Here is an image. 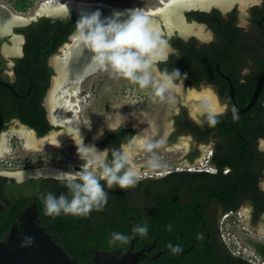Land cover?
Returning a JSON list of instances; mask_svg holds the SVG:
<instances>
[{
	"label": "trees",
	"instance_id": "1",
	"mask_svg": "<svg viewBox=\"0 0 264 264\" xmlns=\"http://www.w3.org/2000/svg\"><path fill=\"white\" fill-rule=\"evenodd\" d=\"M32 2L33 0H16L13 5L16 9L25 10ZM81 16L83 15L71 14L55 20L42 16L37 21L16 29L18 33H23L25 41L23 56L16 59L14 71L18 89L28 95L24 99L16 100L12 93L0 85V108L6 112L13 106L12 110L6 112V116L18 117L27 127L34 129L38 136H43L52 129L45 119V109L41 103L48 87V78L52 74L47 58L75 32L76 22ZM188 17L207 21L217 36L223 39L225 36L229 37V27L232 25L225 24L217 10L209 15L200 13L198 17L192 12ZM230 34L233 37L237 35L233 29ZM170 41L178 47L182 58L171 56L166 64L162 63V68L167 66L168 71L180 67L176 65V61L179 59L180 64L186 60L187 54L196 50L193 39L183 42L172 37ZM188 43L193 46L184 45ZM4 66L1 60L0 68ZM29 83L32 87L28 92ZM254 86L252 84L250 87V94ZM226 92L227 88L223 94L225 97ZM259 97L264 100V85ZM231 118V114L223 115L215 127L210 128L207 124L201 127L195 125L187 117L185 108H182L179 115L173 118V131L167 139L168 144L190 131L198 141L208 142L213 139L215 144L208 163L215 171L182 169L168 173L166 177L163 176L165 178L143 177L136 187L108 190L109 199L104 209L93 211L86 217L46 215L40 194L53 192L59 195L66 191L53 178L13 184L12 179L0 175V237L8 233L11 224L16 221L24 207L35 203L37 217L47 229L51 228L48 232L52 239L67 254L78 258L79 262L86 260V253L94 248L110 251L129 245L131 227L146 221L149 224V234L147 237L133 235V251H139L145 246L149 248V244L155 242L145 253L163 252L158 257L144 260L140 264H252L228 250L220 238L217 221L212 223L207 217L209 214L212 216L218 213V220L222 214L240 211L245 207L250 215V225L254 226L264 214V190L259 187L264 172V152L254 148L255 140L258 137L264 138V106L261 103L256 104L254 108L235 119L233 124L229 123ZM133 133L134 130L126 126H120L116 132L108 130L103 145L109 149L119 148L130 142ZM195 155V152L190 151L185 155V159L190 162ZM8 180H11V184L7 183ZM26 184L32 186V190L22 192ZM183 196H188L190 206L182 205ZM203 200H214L222 206H192ZM168 223L172 224L171 231L165 228ZM113 232L129 234L128 242L110 244ZM196 238L198 241L194 248L184 254L165 251L169 249L170 244L179 246L180 250L186 249ZM252 248L264 260V243L252 244Z\"/></svg>",
	"mask_w": 264,
	"mask_h": 264
},
{
	"label": "water",
	"instance_id": "2",
	"mask_svg": "<svg viewBox=\"0 0 264 264\" xmlns=\"http://www.w3.org/2000/svg\"><path fill=\"white\" fill-rule=\"evenodd\" d=\"M235 1H239L243 5L241 7H245L249 2L256 0H174L154 10L145 11L150 13L158 22L160 29L164 27L168 34L173 33L174 27L186 34L198 24L196 22L190 25L184 24L185 11L191 8L210 9L214 4L224 10ZM126 9L131 8L102 2L47 0L36 9L35 14H38L33 16V20L39 16L52 19H63L71 14L84 16L97 10L101 12L103 19L111 16L114 11ZM12 16L0 22V36L12 33L13 24L18 26L28 19ZM201 32L200 29L198 34L202 35ZM17 40H21V37L13 35L10 38V41L15 42L14 47L6 49V52L12 53L15 49L18 51ZM69 40L70 43L65 44L60 49V53L54 55L53 62L51 61L55 75L51 79V88L45 100L49 118L54 126L43 136H38L32 129L12 130L2 135L6 138V143L0 144V172L17 171L14 175L22 179L25 176L55 175L60 171L79 170L84 163L77 153V145L81 143V137L85 145L93 144L99 150L105 149L103 141L108 131L107 121L116 123L120 114L126 117L123 126L134 130L130 139L134 146L129 150V155L134 166L141 169L143 177L159 178L171 171L190 170V167L196 170L197 168H192L185 159L190 148L189 136L180 135L173 143L167 142L172 129L173 114H170L172 107L166 101L162 102L159 98H154L152 88L140 89L124 78L113 76L110 70L99 68L92 62V54L74 42L73 34ZM7 45V42H4V48ZM77 61L80 66L78 68L76 67L78 64H74ZM263 83L264 68L256 75L255 88L249 102L244 107H237L230 124L253 106ZM0 84L13 90V87L7 83L0 81ZM183 91L185 94L190 93L189 90ZM228 95L234 101L232 84ZM2 123L3 115L0 111V131ZM100 128L104 129V135L95 139ZM161 140L164 143L152 152L145 151L142 147L148 142ZM129 143L123 146L127 149ZM262 145L264 146V142ZM207 155H210V151L203 150L202 162ZM150 158L157 159L161 166L148 167L146 162ZM197 165L207 167L201 162L195 167ZM204 171L215 170L211 167L204 168ZM259 185L264 190V174ZM240 212L243 214V225L247 229L257 234H264V214L254 226H251L248 209L242 207ZM19 214L21 223L19 225L12 223L8 233L0 237V264H70L63 248L51 239L46 228L40 224L35 203L28 205ZM227 227L242 246L253 249L252 244L264 243L263 240L242 233L235 226L227 225ZM25 236L33 238L30 245L22 243ZM134 240L135 237L130 234V244L127 246L110 251L95 249L92 258L86 264H135L139 259H154L163 252L149 255L145 253L155 245V242L150 243L149 248L145 246L134 252ZM197 241L198 238L194 239L188 248L179 250L175 254L186 253L194 248Z\"/></svg>",
	"mask_w": 264,
	"mask_h": 264
},
{
	"label": "clouds",
	"instance_id": "3",
	"mask_svg": "<svg viewBox=\"0 0 264 264\" xmlns=\"http://www.w3.org/2000/svg\"><path fill=\"white\" fill-rule=\"evenodd\" d=\"M101 16L99 10L81 16L73 34L74 42L92 54L93 63L140 89L152 88L154 98L166 101L172 107L170 114L179 115L180 107L177 105H180L188 109L190 117L198 125L207 124L212 128L220 122L226 109L211 85L185 94L184 82L188 79V72H181L179 68L157 70L160 64L168 62L169 56L176 50L150 13L143 8H131L114 11L103 19ZM232 111L235 113V109ZM125 120L126 117L120 114L116 123L107 121L108 130L116 132ZM103 135L104 129L100 128L95 139ZM163 143V140L148 142L142 147L152 152ZM133 146V142H130L127 149L121 145L119 148L99 150L93 144L85 145L81 137L77 153L84 163L79 170L60 171L53 176L66 191L59 195L53 192L40 194L46 215L86 217L93 211L104 209L109 199L108 190L136 187L143 179V174L130 158L129 150ZM146 163L151 168L161 166L155 158H150ZM165 228L171 231L172 224L168 223ZM130 234L147 237L149 224L146 221L134 224ZM128 240L129 234L113 232L109 243H127ZM32 242L31 236H25L22 243L30 245ZM168 247L173 253L180 250L179 246L170 244Z\"/></svg>",
	"mask_w": 264,
	"mask_h": 264
},
{
	"label": "flooded vegetation",
	"instance_id": "4",
	"mask_svg": "<svg viewBox=\"0 0 264 264\" xmlns=\"http://www.w3.org/2000/svg\"><path fill=\"white\" fill-rule=\"evenodd\" d=\"M241 6L243 5H241L239 1H235L231 6L224 8V10H222L219 6L214 4L211 6L210 9L191 8L185 11L184 13L185 23L184 24L190 25L194 22L198 24V25L193 26L192 31L186 34L181 33L180 30L177 29L176 27L173 28V33L168 34L166 29L164 27H161V32L163 33L165 38L169 40L172 48L176 50L174 54L169 56V60L170 58H172L171 56H175L176 58L179 57V59L182 58L181 54H179L178 52L179 51L178 47L173 45L170 41L172 37L179 38L183 42H188L191 39L194 40L193 45H194V48L196 49L194 53L187 54V56L185 57L186 60L185 61L183 60L180 64H178L179 59L176 61V65H180V67L178 66V68L181 70V72H188V79L185 80L184 82L185 83L184 90L185 91L189 90V92H191L193 89L199 90L202 86L211 85L213 89L216 91V93L218 94L222 104L224 105L226 109L225 115L231 114L232 116L237 112V107H244L249 102L252 96V93H253L252 91V93L250 94V87L252 86V84L254 85L256 84V75L259 72H261L264 68V13H262L264 11V0L251 1L248 4H246L245 7H241ZM256 8H257V11H256ZM214 10H217V13L220 15V18L223 20L225 24L232 25V27H229L230 29L229 37L225 36V39H223L221 36H217L215 31L213 30V28L207 21H198L195 18L188 17L189 13H192V12L195 13L196 17H198L200 13H205L209 15V14L214 13ZM37 14L38 13H36L34 16H36ZM10 15H13L14 17L22 16L21 14H18L16 11H12L11 9H9L5 4L0 3V22L2 20L11 18ZM40 17L42 16H39L35 20H33L34 19L33 16H27L26 19L27 18L28 19L25 22H21L20 25L17 26L16 24H13L12 33L8 35L0 36V61L2 60L5 65L3 68H0V81L11 85L13 87V90L9 88L8 86H3L1 84L0 85L3 86V88L7 90L9 93H12L14 99L16 100L24 99L28 95L27 93L25 94L22 93V90H19L20 88L18 89L17 87L18 80H17L16 74L14 71L16 59L23 56V45L25 41L23 33H18L16 29L25 27L29 25L31 22L37 21ZM200 29L202 31L201 32L202 35L198 34V31ZM232 29L237 33V35L234 37L230 34L232 33ZM72 34L74 33H71L68 36L67 41L62 43L57 48V50L51 55H49V57L47 58V64L48 66L52 68V74L48 78V87L45 90L41 103L45 109V114H44L45 119L47 123L51 125L52 127L54 126V124L49 118V112L47 111L46 100H45L51 88V84H52L51 79L55 75V72H54V69L51 63L54 60L53 59L54 55L59 54L60 49L65 44L70 43L69 38ZM13 35L21 37V40L16 41V44L19 43L18 51L15 49L12 53L11 52L8 53L6 52V49L10 47H14L15 42L10 41V38ZM4 42H7L8 44L6 48H4ZM184 45L190 46L191 44L188 43ZM78 62L79 61L74 63V64H78L76 66L77 68L80 67ZM165 68L167 69V66H165L164 69ZM164 69L162 68L160 64L157 70L163 71ZM230 84H232L234 88V101L231 100L228 95ZM31 87H32L31 83H29L27 86L28 92L31 91ZM226 88H227V92H226V97H225L223 94ZM259 96H260V93L255 103L249 110L254 108L256 104L258 103H261L264 106V100L260 99ZM178 106L180 107V112L182 108H185L180 105ZM12 107L13 106L9 107L8 110L9 111L12 110L13 109ZM233 109H235V113H233L232 111ZM8 110H6V112H8ZM0 111L3 115V123H2L1 131H0V144L2 142H3L2 145L6 143V138H4L2 135L4 134L6 135L8 131H12V130L18 131L19 129H22V130L31 129L27 127V125L24 124L18 117H14V116L7 117L6 116L7 113L2 111L1 108H0ZM185 111L187 113V117L192 122H194L195 125H198L190 117L187 108H185ZM175 116L177 115L173 114V118ZM173 125H174V121L172 122L171 133L173 131ZM203 126H205V124ZM182 135L189 136V141H190L189 152L192 151L196 153L192 161L187 162V164L192 166V168H197V169L196 170L191 169L190 167V170L191 171H204V168L209 169L213 167L211 166L210 163H208V160L212 156L213 146L215 144V141L213 139H211L208 142L198 141L197 138L194 136V133L191 131L188 132L187 134H182ZM106 137H107V134H106ZM263 142H264V138L258 137L254 143L255 150L259 152H264V146L262 145ZM203 150L210 151V155L206 156L207 158L204 159V162L201 161V157L203 156ZM199 162H201V164L207 167H200L199 165L195 167V165ZM215 169L217 170L216 167ZM223 171L225 172V170ZM263 171H264V168H263ZM16 172L15 171L13 172L8 171L6 173L0 172V175L5 176L9 179H12L13 184H23L27 180H33L37 182L40 179L53 178L54 176V175H46V174L41 175L40 174V175H35V176H25L22 179H18V176L14 175V173ZM165 177L160 176L159 178L158 177L157 178L160 179V178H165ZM7 183L11 184V180H8ZM31 187L32 186H29L27 184L24 185L22 192H27V190H32ZM182 205L190 206V199L188 198V196L182 197ZM192 206H222V205L214 200H211V201L203 200L199 203L192 204ZM26 207H24L21 211H23ZM217 215L218 213L212 216L209 214L207 217L212 221V223H216L217 221V224H218L219 219L217 220ZM15 223H17L18 225L21 223L18 216L16 218ZM42 226L46 228L47 232H48V229L49 230L51 229V228L47 229L45 225H42ZM50 236L52 239L51 234ZM94 250L95 248L93 249V251L87 252L85 255L87 257L86 260L80 261V262L78 258H76L74 255H69L66 252L65 253L68 255L70 264H86L92 258L94 254ZM150 254H155V253H150ZM144 260H150V259H146V258L139 259L138 261H136L135 264H138V263L140 264V262H143Z\"/></svg>",
	"mask_w": 264,
	"mask_h": 264
},
{
	"label": "rangeland",
	"instance_id": "5",
	"mask_svg": "<svg viewBox=\"0 0 264 264\" xmlns=\"http://www.w3.org/2000/svg\"><path fill=\"white\" fill-rule=\"evenodd\" d=\"M14 1L16 0H0L1 4H5L9 9L12 11H16L18 14H21L24 17L27 16H34L36 9L40 7L43 3L47 0H33L32 4L27 9H16L14 8ZM80 2H102L105 4H112L118 5L121 7H130V8H143L144 10L148 11L153 8L156 9L157 7L161 6L163 2L166 0H75ZM168 1V0H167ZM160 3V4H159ZM156 7V8H154ZM229 215L224 219L223 215H221L219 220V233L220 238L228 248V250L241 258H244L251 262L252 264H264V260H262L253 249L248 247L242 246L239 244L236 236L231 233L227 227V225L235 226L238 230L242 233L254 237L259 240L264 241V234H257L247 229L242 222L243 214L240 211L228 212Z\"/></svg>",
	"mask_w": 264,
	"mask_h": 264
},
{
	"label": "bare ground",
	"instance_id": "6",
	"mask_svg": "<svg viewBox=\"0 0 264 264\" xmlns=\"http://www.w3.org/2000/svg\"><path fill=\"white\" fill-rule=\"evenodd\" d=\"M68 1H75V0H68ZM171 1H174V0H166L165 2H163L162 4H164V3H167V2H171ZM160 4V3H159ZM137 6H135V8H136ZM130 8V7H129ZM134 8V7H133ZM154 8H156V7H154ZM151 10H153V8L151 9ZM21 17H24V16H21ZM26 18V17H25Z\"/></svg>",
	"mask_w": 264,
	"mask_h": 264
},
{
	"label": "built area",
	"instance_id": "7",
	"mask_svg": "<svg viewBox=\"0 0 264 264\" xmlns=\"http://www.w3.org/2000/svg\"><path fill=\"white\" fill-rule=\"evenodd\" d=\"M229 215V213L227 212V213H225L224 215H223V218L225 219L227 216Z\"/></svg>",
	"mask_w": 264,
	"mask_h": 264
}]
</instances>
